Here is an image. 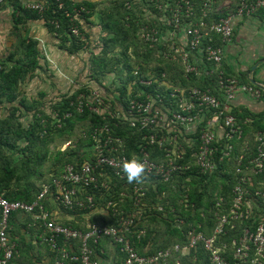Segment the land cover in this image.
Segmentation results:
<instances>
[{
    "label": "trees",
    "instance_id": "1",
    "mask_svg": "<svg viewBox=\"0 0 264 264\" xmlns=\"http://www.w3.org/2000/svg\"><path fill=\"white\" fill-rule=\"evenodd\" d=\"M37 1L46 6L43 15L26 9L19 10V13L15 11L17 23H23L24 20L42 19L50 32L57 36L61 44L60 49L77 55L87 47V42L91 40L92 33L87 30L92 25L90 18L98 10L101 15L99 36L101 45L98 52L91 51L90 53V73L86 78L89 84L78 82L79 84L74 86L75 90H68L60 96L59 100L51 102V105L45 104V100H42L47 97V94L41 93L30 102L25 95L22 97V92H20V86L26 78L34 77L36 71L41 69V62L38 58L40 52L38 40L32 38L20 40L18 50L23 57L7 69L2 66L0 104L17 102L19 107H15L14 111H20L24 115L33 114L34 120L28 125H23L13 112L7 119L0 121V192L9 202L33 203L44 188L48 187V195L44 200L48 211L51 212L50 202H54L65 212L76 216L89 215L95 210L104 209L106 213L104 215L98 213L91 219V222L118 225L117 217L114 216L115 209L124 210L127 213H137L140 209V207L138 209L135 207L132 198L134 196L133 186L137 182L130 183L126 176L119 178L112 171L106 170L110 177L108 187L101 185L104 179L100 178L98 187H92L87 192L94 197L93 207L67 209L54 200L57 195L55 181H61L67 165L78 167L85 162L93 161L92 134L96 128L104 125L109 126L111 135L121 138L123 143L120 154L129 159L133 155L140 156V146L146 144L144 141L146 135L156 133L158 137L170 138L174 133H170L169 129L164 127L150 131L132 128L128 120L124 119L130 109V102L154 99L157 101L156 104L162 108L164 117L169 119L180 109L179 99L172 97L176 89L189 90L194 87L210 89L221 97L217 88V74L201 78L186 77L181 62L166 57L168 48L165 41L171 30L166 22L171 18L173 14L171 9L176 6L178 0H113L104 8H99L94 0ZM191 2L194 5L196 16L195 20L193 18L192 20L199 22L203 11L202 0H191ZM239 4L240 0H237L235 5L229 8L230 11L222 15L211 14L210 23L236 12ZM17 5H19L18 2L15 3V7ZM81 7L86 12L83 13L81 19L71 22L66 16L67 13L72 14L74 9ZM252 17L262 20L264 9H260ZM188 21L190 22L191 19H183V24H187ZM52 22L58 23L59 28H56ZM72 26H78L80 35L85 37V41L81 37L72 35L70 32ZM150 31L156 32V35L161 37V42L155 46H151L150 42L141 38L143 32ZM197 62L201 64L200 67L217 70L200 57ZM224 64L225 60L223 67ZM134 71L138 72L137 75ZM140 80H151L152 84L142 85ZM238 81L241 84L256 87L245 79ZM91 83L94 85L91 86ZM95 91L100 93L103 105L98 113L89 110L86 106L93 99ZM261 92L264 97L263 91ZM80 102L84 105L82 113L77 112ZM69 112L72 116L63 120L64 114ZM232 112L243 126L244 140L248 141L252 156L255 154L257 144L255 137L259 134L264 135V111L260 114H252L246 109L233 108ZM117 113L123 116L117 118ZM247 120L250 122L245 123ZM203 124L204 122L196 129V132L188 131L183 127L178 129L177 143L184 150V156L179 161V165L187 166V169L179 170L169 182L158 181L154 178L146 180V197L142 206V216L136 220L133 233L128 235L140 256L156 255L175 244H185L187 233L191 229L210 237L218 224V217L230 211L233 202L232 191L236 185L234 160L241 152L243 140H220L217 143V157L225 149V144L235 146L234 155L231 160L222 162L216 158L215 171L203 174L195 165L194 160V154L200 145V129L204 126ZM53 137H65V143L71 142V145L64 150L59 146L55 152H52ZM147 147L154 161H160L162 157H165L164 152L158 146ZM251 156H246L243 162L244 167ZM251 177L253 186L248 189L252 193L257 189H264V174ZM145 179L146 177L142 176L138 183L143 184ZM78 196L80 200L85 199V194L81 192ZM217 203H220L219 207ZM112 205L115 209L111 207ZM180 220L182 223H178ZM257 222L250 218L236 222L233 229L229 226L226 228V235L222 236L219 241L227 243L229 248L227 255L231 262H233L230 256L234 248L233 243L239 241L245 229L255 227ZM9 224L8 236L17 246L15 255L9 264H37L34 258L36 257L34 242L46 248V257L50 259L49 264H55L54 253L47 245L41 243L40 236L44 229L40 221L35 220L31 214L13 212L10 215ZM19 224L24 226L25 231L30 232L29 239L23 236ZM64 225L85 230L87 224L66 221ZM141 231L144 233L139 235ZM90 246L94 251V259L103 264H106L107 259L112 260L111 264H124L125 255L120 252V246L115 244L111 238L101 239L97 244L91 242ZM108 248L114 250V258L106 254ZM208 257L205 249L198 246L188 254L174 253L167 264H209Z\"/></svg>",
    "mask_w": 264,
    "mask_h": 264
},
{
    "label": "built area",
    "instance_id": "2",
    "mask_svg": "<svg viewBox=\"0 0 264 264\" xmlns=\"http://www.w3.org/2000/svg\"><path fill=\"white\" fill-rule=\"evenodd\" d=\"M17 2L19 5L15 7L14 4ZM217 2L218 0H202L203 11L200 21L194 22L196 16L191 0H178L176 6L171 9L173 11L171 18L166 22L171 30L165 42H167L168 48L166 57L180 61L186 77L201 78L217 74V88L221 97L210 89L197 87L189 90L176 89V95L173 94L172 97L179 99L180 109L173 113L169 119L164 117L162 108L156 104L157 101L154 99L131 101L130 109L124 117L132 128L140 131L164 127L169 129L170 133H174L170 138L158 137L156 133L146 135L144 137L146 144L140 146V156L133 155L131 158L139 160L143 164L142 176L146 177L143 184L135 183L133 186L134 196L132 198L135 207L137 209L140 207L138 212L119 211L112 205L118 225L89 222L85 230H78L59 223L46 209L44 200L48 195V187L44 188L33 203L9 202L0 192V264H9L16 252V243L12 242L8 236L9 218L13 212L31 214L35 220L42 223L44 231L40 236L41 243L47 245L54 253L55 264H103L94 259V251L90 243L97 244L104 238H111L115 244L120 246V252L125 255L124 264H167L174 253L188 254L198 246H202L208 253L209 264H264V189H257L254 193L248 189L253 186L252 175L264 174V135L259 134L255 137L256 150L255 154L251 156L250 145L248 141L244 140L243 126L232 112V103L237 92H245L256 99L262 96V92L256 87L241 84L237 79L225 76L222 70L225 59L224 48L214 43V36L219 37L223 43H231L234 36V21L242 17L254 16L257 11L264 9V0H240L236 12L210 23L209 19ZM227 2L229 7V1ZM10 5L14 6V10L18 13L19 10L26 9L43 15L46 11L45 4L40 2L0 0V7ZM60 7L62 8V4ZM84 12L86 11L83 7L76 8L72 14L67 13L66 16L71 22H74L81 19ZM183 19H191V21L183 24ZM52 24L59 28L58 23L52 22ZM70 32L85 41V37L80 35L78 26H72ZM156 34L154 31L143 32L141 38L150 42L151 46H155L161 42V37ZM198 57L217 70L200 67L201 64L197 62ZM2 68L0 65V70ZM134 73L137 75L138 72L134 71ZM140 83L151 85L152 81L140 80ZM83 106V103L80 102L77 106L78 113L84 111ZM86 106L89 107V110L98 113L99 109L103 108L100 93L93 92V99ZM116 115L117 118L123 116L120 113ZM71 116L72 113H65L63 120ZM203 122L204 126L200 129V145L194 154L195 165L203 174L215 171L217 168L216 158L220 162L232 159L235 151L233 144H225V149L217 157V143L220 140H243L241 152L234 160L236 185L232 191L233 202L230 211L228 214L218 217V224L210 237L191 229L187 233L185 244H175L156 255L140 256L128 235L133 233L136 220L142 216V206L146 197V180L154 178L158 181L169 182L179 170L187 169V166L179 165V161L183 159L184 150L177 143L178 129L183 127L188 131L196 132ZM246 122H250V120ZM218 128H223L224 132L221 137H218ZM110 132L111 129L107 125L96 128L92 134L94 140V145L91 148L94 156L93 161L85 162L78 167L67 165L61 181H55L57 195L54 200L64 208L86 209L93 207L94 197L87 192L92 187H98L100 178L104 179L101 185L108 187L110 177L106 170L112 171L119 178L126 176L122 170V164L129 158L120 154L123 141L121 138L111 135ZM70 145L71 142H67L62 150ZM147 146H158L164 152L165 157H162L160 161H154ZM247 155L251 157L244 167L243 162ZM80 192L85 194L84 200L79 199L78 193ZM217 206L219 207L220 203H217ZM250 218L258 222L255 227L245 229L239 241L233 243L234 248L230 254L233 262H231L227 255L229 249L227 243L219 241V239L226 235L228 226L233 229L236 222ZM178 223H182V221L180 220ZM143 233L141 231L139 235Z\"/></svg>",
    "mask_w": 264,
    "mask_h": 264
},
{
    "label": "crops",
    "instance_id": "3",
    "mask_svg": "<svg viewBox=\"0 0 264 264\" xmlns=\"http://www.w3.org/2000/svg\"><path fill=\"white\" fill-rule=\"evenodd\" d=\"M27 1L40 2L37 0ZM227 1H229V7ZM94 2L98 4L99 8H104V6L110 5L113 0H94ZM236 2L237 0H219L214 6L213 14L222 15L230 11L229 8L234 6ZM13 7L11 5L0 7V65L7 69L23 57V54L18 50L20 40L29 38L38 40L40 51L38 58L41 62V69L36 71L34 77L28 76L20 86L22 97L25 95L31 102L39 94L44 93L47 94V97L42 98V100H45V104L51 105V102L59 100L60 96L68 90H75L74 86L78 82L89 84V80L86 78L90 73V53L91 51L98 52L101 45V41H99L101 34L99 11L97 10L90 18L92 25L89 29L87 27V32L90 30L92 33L91 40L87 42V47L85 46L84 50L74 55L60 49L61 44L57 36L50 32L42 19L24 20L23 23H17V15H15ZM233 25L234 36L231 43H223L219 37L214 36V43L224 48L225 64L222 67L223 71L229 75L228 77H235L240 81L247 80L264 93V17L262 20L257 17H242L236 19ZM90 85L94 84L91 83ZM66 89L67 91H65ZM232 105L237 110L246 109L252 114H260L264 111V97L261 96L256 99L245 92H237ZM15 107H19L17 102L1 103L0 121L7 119L13 112L19 117L23 125H28L34 120L33 114L24 115L20 111L15 112ZM223 132V128H218V137H221ZM50 210L52 217L63 224L66 221L79 223L83 222V219H90L88 214L76 216L65 212L54 202H50ZM101 211L105 210L101 209ZM101 211H99V215H104ZM96 212L95 210L94 213ZM19 227L22 229L23 236L29 239L31 237L30 232L25 231L24 226L22 227L20 224ZM34 245L36 247V257H34L36 263L49 264L50 259L46 257V248L36 242ZM106 254L114 258L112 248H108ZM105 263L111 264L112 260L107 259Z\"/></svg>",
    "mask_w": 264,
    "mask_h": 264
},
{
    "label": "clouds",
    "instance_id": "4",
    "mask_svg": "<svg viewBox=\"0 0 264 264\" xmlns=\"http://www.w3.org/2000/svg\"><path fill=\"white\" fill-rule=\"evenodd\" d=\"M122 170L126 175L128 182H140L144 172L143 164L136 159L125 160L122 164Z\"/></svg>",
    "mask_w": 264,
    "mask_h": 264
},
{
    "label": "rangeland",
    "instance_id": "5",
    "mask_svg": "<svg viewBox=\"0 0 264 264\" xmlns=\"http://www.w3.org/2000/svg\"><path fill=\"white\" fill-rule=\"evenodd\" d=\"M69 87V86H68ZM65 91H67V89L65 90ZM54 139H53V142L51 143V150H52V152H55L56 151V149H57V147H61V145H64L65 144V142H66V140H65V137H53ZM61 149H62V147H61ZM48 165H49V163L47 164V167H48ZM98 213H99V211H101V210H96ZM96 212V213H97ZM96 213H94V212H92V213H90L89 214V216H90V219H83V222H82V224L84 225H86V224H88L89 222H91V219L93 218V217H95L96 216ZM101 213H103V214H105L106 213V211H101Z\"/></svg>",
    "mask_w": 264,
    "mask_h": 264
},
{
    "label": "water",
    "instance_id": "6",
    "mask_svg": "<svg viewBox=\"0 0 264 264\" xmlns=\"http://www.w3.org/2000/svg\"><path fill=\"white\" fill-rule=\"evenodd\" d=\"M253 84H255V82H253Z\"/></svg>",
    "mask_w": 264,
    "mask_h": 264
}]
</instances>
